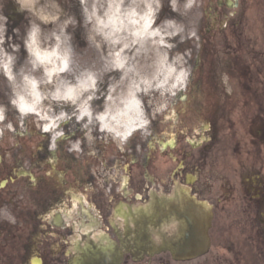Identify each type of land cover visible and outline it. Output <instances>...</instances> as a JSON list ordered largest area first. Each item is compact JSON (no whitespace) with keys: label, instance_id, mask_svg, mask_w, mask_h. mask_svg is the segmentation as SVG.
Masks as SVG:
<instances>
[{"label":"flooded vegetation","instance_id":"flooded-vegetation-1","mask_svg":"<svg viewBox=\"0 0 264 264\" xmlns=\"http://www.w3.org/2000/svg\"><path fill=\"white\" fill-rule=\"evenodd\" d=\"M24 10L19 0H0L5 46L20 45V71L32 25ZM195 11L192 96L179 133L205 124L208 138L168 146L158 186L144 170L155 151L137 141L118 144L94 130L88 139V130L70 126L55 140L25 123L11 145L0 135V264H68L91 208L96 227L109 226L120 201L142 202L151 188L165 193L175 182L212 207L208 252L180 262L167 252L127 254L121 264H264V0H197Z\"/></svg>","mask_w":264,"mask_h":264},{"label":"clouds","instance_id":"clouds-1","mask_svg":"<svg viewBox=\"0 0 264 264\" xmlns=\"http://www.w3.org/2000/svg\"><path fill=\"white\" fill-rule=\"evenodd\" d=\"M181 0H169V5L173 12L180 11ZM195 0H183L184 12L191 10L194 7ZM99 9H103L102 14L99 13ZM162 9V0H151L146 6L141 9L140 5L132 3L125 4V0H106V4L97 5L92 4L91 11L85 9L87 15L85 17L86 22H90L92 30L96 36L113 46L122 43L120 51L127 49L131 44H137L142 38L158 37L153 41L161 45H165L168 48L174 45L169 43L166 38L176 37L180 35L181 40L184 37L181 35L185 31V26L182 23H178L175 19H167L162 22L161 25L155 23L157 16ZM184 13H181L183 15ZM74 18L69 17L64 21L63 27L59 32H53L51 37L44 36L41 38V29L38 25L32 24L26 31L24 38V47L28 52V63L31 65L30 72H22L16 69L15 65L18 60L17 53L20 51V45L12 43L9 39L7 47L5 46V33L7 31V17L0 16V75H2L9 83L13 85V99L10 103L17 107L22 116L28 114H35L39 116L40 120L47 122L52 120L53 122L47 123V126H42V131L48 132L55 130L54 138H59L64 135V131L59 125L66 120L75 119L77 123L86 121L82 126L88 129L87 137L92 139L91 132L93 120L104 121L105 116H94L92 109L89 106V102L94 98H97V93L101 90L103 78L95 71H89L84 81H81L78 85L80 92H87L88 95L83 99L81 103H77L80 92L75 95L73 91L69 89L67 92H61L59 89H54L51 93L42 94L37 91L38 85L44 83H50L54 74H62L71 72L72 59V34L66 31L69 24H73ZM125 34L130 37V43H124ZM195 35V32L190 33ZM94 36H90L89 39H94ZM52 39L55 41L54 46L48 45V41ZM42 45H46L42 47ZM101 41H96V47L100 48ZM10 49V50H9ZM166 58V57H165ZM43 66L44 77L39 78L34 75L35 71ZM122 64H115L114 67H122ZM173 71L170 69L169 72ZM186 73H181V76H185ZM19 78L20 83L28 86L26 95L29 99L34 97L31 103H25L26 95L22 94L16 89V82ZM167 77H165V81ZM145 85L141 88L139 84H136L135 91L143 92L145 95L152 87H159V85H152L150 81H143ZM113 90L115 86L113 85ZM46 96H50L52 100L71 101L76 108L72 112L60 111L54 116L51 115V106H49V112L44 113L38 110L37 105L40 100ZM134 103L140 104L139 100H135ZM126 113L118 112L112 115L110 118L115 123L109 125L103 123L101 125L102 130L109 133H114L115 136L120 137L121 142L131 134L134 124L129 121L127 125L120 119L122 115ZM6 119V109L4 106H0V121ZM125 127V131H119L117 126ZM5 128L9 131L13 129L11 123H7ZM3 129H0V135H3Z\"/></svg>","mask_w":264,"mask_h":264},{"label":"bare ground","instance_id":"bare-ground-1","mask_svg":"<svg viewBox=\"0 0 264 264\" xmlns=\"http://www.w3.org/2000/svg\"><path fill=\"white\" fill-rule=\"evenodd\" d=\"M150 2L151 0H143V8ZM132 3L136 4V0H127V2L125 0V4ZM104 4H106V1ZM102 12L103 9H99V13L102 14ZM157 25L162 26V24H158L157 21H155L153 27L155 28ZM90 27L91 31L89 30ZM87 29L88 34L90 33L87 37V41L94 44L88 47L92 50L94 55L100 54L102 59L96 61L97 64L95 67H87L78 74H75L76 71L72 63L71 72L54 74L52 81L50 83L38 85L37 91L43 96L45 93H51L54 89H59L62 93L71 89L75 95L77 92H80L78 85L81 81L85 80L87 73L89 71H95L98 75H101L103 81L106 82L105 87H102L103 84L101 85V90L104 89L103 101L101 102V98L99 97L100 92H98L97 98L89 102L94 116H105L104 121H97L100 129H102L101 125L103 123H108L110 126L113 125L115 122L112 121L110 117L121 112L126 113L120 117L125 125L131 121V123L135 125L133 132L138 130L143 132L146 127L145 121L148 117L149 106H152L153 102L150 97V95H152L151 93L155 92L156 95L168 96L172 90L174 91L183 86L185 82L186 75L181 76V73L186 72L179 55L173 49L165 45L154 43L153 41L157 40L158 37L142 38L139 43L131 44L129 48L121 52L120 48L122 47V43L113 46L104 42L101 37L96 36L92 30V26H88ZM78 30V39L80 40L81 38L80 41H86V38L83 36L86 33L85 25L80 26ZM52 33L53 31L46 32V36L51 37ZM90 36H94L95 38L89 39ZM130 39L131 38L125 34L123 42L130 43ZM167 39L168 38H166V40ZM97 40L101 41L100 48L96 47ZM54 43L55 41L52 39L48 41V45L54 46ZM45 46L46 45H42V47ZM74 48L75 47L72 45V51ZM115 64H122L123 66L114 67ZM170 69H173V71L169 72ZM30 71L31 69L29 72ZM34 75L43 78V66L37 69ZM165 77H167L166 81ZM143 81H150L152 85H159V87L150 88L147 95L142 91L136 92L134 87L136 84H139L141 88L147 86ZM113 85L115 86L114 90L112 87ZM27 88V85L21 84L18 91L26 95ZM120 88H122L121 91L115 96L116 90ZM87 95V92H80L77 103H81ZM32 100H34V97L29 99L26 95L25 103H31ZM135 100H139L140 104L137 105L134 103ZM49 106H51V115L53 116L60 111L72 112L76 108L71 101H56L52 100L50 96L41 99L37 108L47 113L49 112ZM93 121L95 122L96 120L94 119ZM51 122L53 121H47L45 127L47 123ZM117 127L119 131L126 130L125 127L119 125Z\"/></svg>","mask_w":264,"mask_h":264},{"label":"water","instance_id":"water-1","mask_svg":"<svg viewBox=\"0 0 264 264\" xmlns=\"http://www.w3.org/2000/svg\"><path fill=\"white\" fill-rule=\"evenodd\" d=\"M175 198H154L148 206L137 212L134 219L136 229L133 236L127 234V237L122 240L121 250L127 249V244L130 243H147L143 242L146 239L142 230L150 226L155 228L172 223L176 227V231L169 239L163 238V242L169 244L175 257L195 255L204 244L203 228H206L208 224V216L200 213L199 207H194L191 200L183 197ZM121 257V251L114 253L111 245L106 244L97 247L86 260L92 261L93 264H116Z\"/></svg>","mask_w":264,"mask_h":264},{"label":"rangeland","instance_id":"rangeland-1","mask_svg":"<svg viewBox=\"0 0 264 264\" xmlns=\"http://www.w3.org/2000/svg\"><path fill=\"white\" fill-rule=\"evenodd\" d=\"M106 0H82L81 1V12H74V14L71 16L72 18H74V23L71 24L72 25V30H71V34H72V41H71V45H73L75 48L73 49L72 51V57H73V66L76 67L77 70H81L83 69L84 67V64L83 63H86L88 66H92V65H96V59H98L97 56H94L92 50L91 51H88V46H92L94 45L93 43H89L86 39V41H80V40L76 37V29L78 28V25L83 23V25L85 24V27H86V37L84 38H87L90 33L88 34V29L87 27L88 26H92L90 22H86V11L85 9H88V11L90 12L91 11V7H92V4L93 3H96L98 6L101 5V4H104ZM143 0H136V4L140 5V8L143 9V3H142ZM127 2V0H126ZM169 1L168 0H162V8L164 12H168V14L165 16V18H162L163 21L167 20V19H175L178 23H182L184 26H185V31L181 34L184 39L181 40V37L180 35L176 36V37H171V38H168V42L173 44L174 46L171 47V49H173L180 57V60H181V63L183 64L184 68H185V72L186 75L188 74L189 72V68H190V65L189 62H188V58H189V55L190 53L193 52L192 49H187V40H188V37L191 36L190 33L193 32V26H194V17L192 14H190V10L187 11V12H184V9H183V0H181V3H180V11L179 12H173L172 9L169 10L170 5H168ZM53 5H51V8H52ZM169 7V8H168ZM166 10V11H165ZM161 11V12H162ZM60 12H62V10L58 9L57 11H54L52 10L51 12L48 13L49 16H47L45 13H43L41 11V13L43 14V16L49 20H52V23L53 25L51 24L50 25V30H54L55 32H58L60 30L61 27H63L64 25V21H66L68 18L67 16H60V19L58 18V16L60 15ZM181 13H184L183 15H181ZM76 14H79V15H76ZM160 15V13H159ZM158 15V16H159ZM158 16H157V19L156 21L158 20ZM77 17H80V19L78 20ZM83 19V20H82ZM161 20V21H162ZM162 21V22H163ZM43 25H46L43 23V21H41ZM162 22L160 24H162ZM47 26V25H46ZM89 30L91 31V27L89 28ZM48 31L46 28H43L41 30V33H42V37L45 36V33ZM70 33V32H68ZM180 44V45H178ZM86 50L84 52V54H86V56L83 55V50ZM79 71H76L75 74H78ZM22 84V83H21ZM20 85V81L17 80L16 82V85L15 86H18ZM19 90V88H18ZM176 90H172L168 96H161V95H156L155 92L151 93L152 95H150V97L152 98L153 102H152V106H153V111H152V115L157 117V120L156 122H158V125L156 128L158 129V131L160 130H163V129H170V127L172 126V121L174 122V119H175V116H174V112L173 110H169L167 108H169V106L171 105V102L173 100H175V102L178 101L177 98H175L176 96ZM4 97V95H0V98L2 99ZM154 100H155V103H154ZM167 100H170V101H167ZM178 106L180 104H177ZM180 108V106L178 107ZM161 109H165L168 113L166 115H163L161 116ZM72 120V119H71ZM171 124V125H170ZM162 158H160V167H159V172L161 171L162 169V164L163 163V160ZM152 174H155V171H151Z\"/></svg>","mask_w":264,"mask_h":264}]
</instances>
